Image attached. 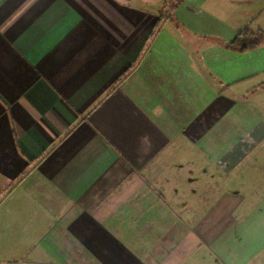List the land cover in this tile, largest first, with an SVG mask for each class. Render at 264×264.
Listing matches in <instances>:
<instances>
[{
    "label": "crops",
    "instance_id": "obj_1",
    "mask_svg": "<svg viewBox=\"0 0 264 264\" xmlns=\"http://www.w3.org/2000/svg\"><path fill=\"white\" fill-rule=\"evenodd\" d=\"M165 7L0 0V264H264V0Z\"/></svg>",
    "mask_w": 264,
    "mask_h": 264
},
{
    "label": "trees",
    "instance_id": "obj_2",
    "mask_svg": "<svg viewBox=\"0 0 264 264\" xmlns=\"http://www.w3.org/2000/svg\"><path fill=\"white\" fill-rule=\"evenodd\" d=\"M176 1L177 2L174 3L173 0H166L165 8H168L169 10L161 16L160 21H158L156 25V29H159L164 19L170 17L168 15L175 10L176 5L178 4V0ZM262 44H264V32L259 31L258 33H254L249 30H245L238 34V36L228 46L230 48L246 52L256 49Z\"/></svg>",
    "mask_w": 264,
    "mask_h": 264
},
{
    "label": "rangeland",
    "instance_id": "obj_3",
    "mask_svg": "<svg viewBox=\"0 0 264 264\" xmlns=\"http://www.w3.org/2000/svg\"><path fill=\"white\" fill-rule=\"evenodd\" d=\"M239 17V15H238ZM260 27L264 28V12L255 19L253 28L259 29Z\"/></svg>",
    "mask_w": 264,
    "mask_h": 264
}]
</instances>
